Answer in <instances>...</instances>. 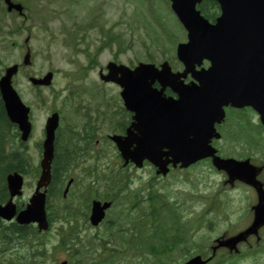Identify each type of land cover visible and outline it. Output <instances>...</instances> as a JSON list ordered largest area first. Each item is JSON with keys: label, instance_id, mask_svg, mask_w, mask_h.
<instances>
[{"label": "water", "instance_id": "95a60500", "mask_svg": "<svg viewBox=\"0 0 264 264\" xmlns=\"http://www.w3.org/2000/svg\"><path fill=\"white\" fill-rule=\"evenodd\" d=\"M172 1V8L188 30L189 41L186 44H179L177 48L178 56L185 64V72L191 70L195 63L200 64L204 57L212 60V67L202 74L200 86L186 87L181 90V95L187 98V103L179 111L180 120L174 128L158 129L160 139L143 138L136 142L132 156L137 159L145 155L160 167L168 162L161 160L163 155L170 156L169 161L172 163L181 162L183 166L203 155L213 154V150H209L208 146L209 139L212 136H218L214 134L213 123L220 121L223 117L222 105L227 103L226 99L230 96V93L221 88L225 68L230 74L238 69L237 78L233 80L234 84L242 70L243 83L250 81L251 85H254L257 82H264V0H217L222 14L215 25H209L199 15V11L195 10V3L198 0ZM231 64H238V66L231 69ZM143 68L148 72L153 71L152 65H144ZM13 71L14 67L7 69L6 76L1 82L3 96L4 92L7 93L9 76ZM258 90L254 87L249 91L248 95L253 97L254 102L247 103L255 106L254 104L260 102L263 105L264 87ZM240 95L242 97L237 98L235 105L242 98H247L244 93ZM15 99L14 95H9L5 106L9 117L19 123L22 139H26L30 130L26 110L18 102L15 111L13 106ZM233 100L236 99L231 101ZM52 129L53 124L47 131L52 132ZM51 147L52 136L44 142V158L41 162L43 170L39 185L45 184L49 179ZM162 148H167V151L162 152ZM121 150L124 154L127 149ZM213 163L218 168H226L230 175L236 173L240 175L245 171V166L232 159L224 160L216 157ZM7 182L11 196L20 193L21 179L17 174H9ZM43 204V194L33 196L26 209L18 213L16 220L19 223L36 221L39 229L46 228ZM14 212L12 206H0V215L5 218H11ZM101 215L100 209L95 207L92 215L94 219H99ZM261 216H264L262 210L258 212L254 225L258 223ZM198 259L199 257L186 264H200Z\"/></svg>", "mask_w": 264, "mask_h": 264}, {"label": "rangeland", "instance_id": "374dc122", "mask_svg": "<svg viewBox=\"0 0 264 264\" xmlns=\"http://www.w3.org/2000/svg\"><path fill=\"white\" fill-rule=\"evenodd\" d=\"M151 1H155L157 4L161 1V0H151ZM132 4L128 3L124 0H114V2L112 4H110V1H108L105 5L104 8V13L105 14V18L108 20V23H106V25L111 24L114 20L117 21V16H120L123 12L131 15L132 13ZM146 6V5H145ZM163 11L160 12L161 15V19H155V16L153 14V12L151 11V9L148 7V9L143 12V16L144 19L146 18L148 23L147 25H164V28L162 29V33H161V28L159 29V33L161 34L159 37L157 38L156 42L155 39V34L158 35V33L154 32L152 33V36L154 35V37L152 38V41H150L149 35L151 34H147V26L142 25L140 27V30L138 32L135 33V35L139 34L141 36H137L135 37V41L134 43H131L132 45V49L127 51V55L123 56V58L125 60L128 59V57L130 56V54L132 52L136 53V50L141 49L140 45H141V40H144L148 43V47L149 45H151L149 47V51H152L153 53H151V55H153L156 59H161V56L165 55L164 53H162L160 51V49L164 48V52L167 54V56H171V53L174 52L175 49V45L177 44L176 42L179 40L184 39V31L182 30V28L180 27V24L178 23V21L176 20V18L174 17L173 13L170 12V8H169V4H167V2H163ZM132 18V16L126 17V18H120L118 24H116L114 26V32H119V31H125L126 30V26L128 24V22L130 19ZM7 21H9V24H12V19L10 18H6ZM124 19V20H123ZM159 24H158V22ZM142 22L139 21L138 24H140ZM34 26V25H33ZM33 32L36 34L35 35V39H34V45L36 48V52H37V56H35L34 58V63H33V69L39 70V69H43L45 67L48 66V55L50 54L52 56V61L53 63H51V65L53 67H58L59 69H65L67 68V70H70L73 68L72 65H70L69 63H65L64 61V51L66 50L65 47L62 46V44L59 42V40H57L56 43L49 42V39L46 37L44 31L41 28L35 27V29L33 30ZM93 33V32H92ZM10 43V39L6 40H1L0 39V69H2L4 67V65L6 64H10L12 62H14L17 58H18V53H19V49L15 48V49H11V47L8 45V42ZM148 47L145 49H142L141 52H143L142 55L145 54V52H147ZM107 55V53L103 54L101 56V58H104ZM146 59V56L143 58ZM65 63V64H64ZM50 65V64H49ZM95 78V72H91L89 74L88 80H92ZM19 87L22 90L25 98H27L28 100L32 101L34 103V114H35V119L36 121L40 122L42 120V117L45 114V111L41 108H39L34 100V93L24 84L22 78L19 79ZM48 91V90H47ZM115 89L113 88H109L107 87L105 89V93H110L111 95L114 93ZM46 93V92H44ZM229 122V120L227 121ZM39 139V135L37 133H35V138H32L31 140L28 141V150L31 154V156L33 157L34 162L36 163V159L38 156V151L35 147V141ZM195 177L200 178L198 181H196V186H195V191L196 193H201L204 195L207 194H212L214 193L218 188H222V184H221V175L217 174L215 172H213L211 169L207 168L206 165H199L198 167H196L193 172ZM29 180V179H28ZM180 186H184L189 188L190 186L188 184H179ZM179 185H175V188H179ZM173 195L176 197L177 195L174 192V189L171 190ZM25 193L28 194L30 193L29 190V186L27 185V188L25 190ZM200 199V197H196V203L197 204H201V201L198 200ZM236 201H232L231 202V206H236L235 205ZM191 206L188 202H182L181 207H189ZM200 206H195V211L199 210ZM190 212H187V214H189V216L194 217L196 215H198V213H196L192 206L190 207ZM175 213H167V212H163V216L162 218H164V220L166 222H169L171 219V216H173ZM238 213H232L230 216H228V220L227 219H223L222 217H219L220 223L215 226L212 231H208L207 232V238L208 240L211 238H215L216 237V233H218L219 231H222L223 229H227V223L230 221L229 219H231L232 217H235ZM203 232V230L201 229V233ZM51 233H54V230L51 231ZM212 235H215L212 236ZM207 240V241H208ZM62 253H57V257L59 255H61ZM60 258H57V260Z\"/></svg>", "mask_w": 264, "mask_h": 264}, {"label": "trees", "instance_id": "16d2710c", "mask_svg": "<svg viewBox=\"0 0 264 264\" xmlns=\"http://www.w3.org/2000/svg\"><path fill=\"white\" fill-rule=\"evenodd\" d=\"M213 1H204L202 6H198L201 12L207 16H211L207 5L215 7ZM205 4V5H204ZM211 10V8H210ZM0 30L2 28L0 27ZM18 131L16 127L10 123L5 115L0 100V201L5 199L7 195L5 186L6 173L17 170L21 172H27L26 163L27 156L21 148V143L18 142ZM59 154H57L58 156ZM56 156V157H57ZM62 166V160H54V172L53 179L59 181L58 173ZM143 230V229H142ZM147 239L145 241L135 240L136 249H141L142 244H147L148 250V264H158V257L161 255L170 254L172 251V244L167 248H159L161 243H156V238L159 235V231L156 227H147ZM60 238L58 245L64 247L71 239H77V235L69 229L68 232L60 231ZM48 239L43 238V233H39L36 227L22 226L14 222L8 224H0V264H45L44 258H46L45 244ZM16 241V242H15ZM181 238H176L173 244L179 243ZM75 242V241H73ZM167 242V241H166ZM176 243V244H177ZM72 243L73 255L83 256L75 261L73 264H108L112 262L111 257H101V263L97 262L95 258L91 259L93 243L88 245L75 246ZM158 244V245H157ZM175 244V245H176ZM157 245V246H156ZM82 248H85L82 251ZM153 255V256H152ZM150 256H152L150 258ZM169 257V256H168ZM163 263L161 261L159 264ZM137 264V263H133Z\"/></svg>", "mask_w": 264, "mask_h": 264}, {"label": "flooded vegetation", "instance_id": "af4514ba", "mask_svg": "<svg viewBox=\"0 0 264 264\" xmlns=\"http://www.w3.org/2000/svg\"><path fill=\"white\" fill-rule=\"evenodd\" d=\"M240 112H242L241 120H248L250 121L253 125H259L261 126L262 124L260 123V117L259 113L255 110H253L251 107H245L242 109H239ZM246 117V118H245ZM131 122V114L126 113V118H125V127L128 126Z\"/></svg>", "mask_w": 264, "mask_h": 264}]
</instances>
